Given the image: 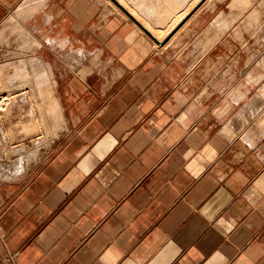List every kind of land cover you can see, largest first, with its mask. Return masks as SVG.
Returning <instances> with one entry per match:
<instances>
[{"label":"crops","instance_id":"0c3cea01","mask_svg":"<svg viewBox=\"0 0 264 264\" xmlns=\"http://www.w3.org/2000/svg\"><path fill=\"white\" fill-rule=\"evenodd\" d=\"M27 1L0 33L41 43L63 129L15 173L30 117L0 119V264H264V0Z\"/></svg>","mask_w":264,"mask_h":264},{"label":"bare ground","instance_id":"6f19581e","mask_svg":"<svg viewBox=\"0 0 264 264\" xmlns=\"http://www.w3.org/2000/svg\"><path fill=\"white\" fill-rule=\"evenodd\" d=\"M40 1L42 2V0H28L27 1L28 5L27 3H25L27 6L26 5L20 6L17 12V17L23 18V19H26L28 16L30 17L35 11L38 10L39 5L41 4ZM31 3H34V5H31ZM7 27H10L9 29H11V33L15 34L16 36L14 45H15V48L19 50V52H16L17 55L14 56V59L16 58V60H14L15 62L11 61L12 62L11 64L8 63L9 66L4 65L0 67V112L8 111V114L11 115L12 111L16 113L21 111L22 113L20 115H22L23 113L27 112L26 110L27 105H29L31 107L28 106V108H30L31 110L30 112L29 111L27 112L28 114L26 115L24 114V115L27 117H30V120L26 124H24L23 127L22 125L21 126L18 125L17 127H22V131L25 134H29V135L37 134L38 132L41 131L42 127H43V130L47 128L46 129L48 131L47 134L49 133L48 138H46L47 140L45 142L38 141L36 145V149L33 150L32 152L23 153L21 149L17 150V152L14 150L15 153L14 152L13 153L18 154L17 158L16 159L13 158L14 160L9 162L10 163L9 166H7L8 164L5 162L1 163L2 168L7 169L8 167L10 168L11 171H14L15 173H19V172H22L25 167L28 168V166H26L28 162L38 158L39 154L41 153V149H43V147H46V146L49 147V145L53 142V140L54 139L56 140L61 135V132L63 129V116L61 114L58 101L53 94L54 86H53V82L51 81L52 80L51 79V69L47 67L44 64V62L41 61V59L36 58V56L26 57L24 54L27 51L36 50L37 48L41 47V43L37 41L38 39L37 40L33 39L30 36V34L25 30V28L21 26L18 20L14 17H11L9 25H7ZM36 110L38 114L41 113L42 111L41 119L40 118L37 119V117L35 118ZM11 116H13V114ZM7 135L10 136L8 132L5 134L3 133L0 136V143L5 142L4 140L5 138H7ZM40 137L43 138V136H40Z\"/></svg>","mask_w":264,"mask_h":264},{"label":"rangeland","instance_id":"374dc122","mask_svg":"<svg viewBox=\"0 0 264 264\" xmlns=\"http://www.w3.org/2000/svg\"><path fill=\"white\" fill-rule=\"evenodd\" d=\"M15 18V17H14ZM9 25V24H8ZM7 28H10V27H7L6 26V28L5 29H7ZM5 29L4 30H2L1 31V33H0V38H4V36H5V34H4V32H5ZM14 36H15V34H13ZM16 37V36H15ZM15 40H16V38L15 39H13L12 41H6L5 42V46L6 47H8L9 49H10V46H11V48H14V51L13 52H11V54H12V56H10V57H8V58H6V59H4V60H6V61H4V60H2V61H0V67H2V66H9V64H11L12 62H15L14 60H16V58L14 59V56L15 55H17V53L16 52H19V50L18 49H16L15 48V45H14V42H15ZM7 44V45H6ZM16 44V43H15ZM14 45V46H13ZM6 47H3V49H1L0 50V54H4V53H6V52H9L10 50L9 49H6ZM6 50V51H5ZM14 53H16V54H14ZM14 54V55H13ZM8 55H10L9 53L7 54V55H3V56H0V57H4V56H8ZM10 58V59H9ZM9 61V62H8ZM12 61V62H11ZM9 63V64H8ZM4 93V92H3ZM29 107H31V106H29ZM27 110V112L29 111L30 112V108H27L26 109ZM13 112V111H12ZM11 112V115L13 114V116H11V115H9L8 114V111H1L0 112V118H1V120L3 121V125L7 122V121H9L8 119L10 118V116L11 117H16V118H18V119H20L21 117L22 118H24V116L26 115V114H28L27 112L26 113H23L22 115H20L22 112L21 111H19L18 113H12ZM24 112V111H23ZM44 112H45V110H44ZM25 114V115H24ZM41 115H42V111H41V113H39L38 114V112H37V110L35 111V118L37 117V119H41ZM9 117V118H8ZM3 118V119H2ZM8 123V122H7ZM6 123V124H7ZM20 124V123H19ZM22 124V123H21ZM8 125V124H7ZM6 125V126H7ZM5 126V127H6ZM4 127V128H5ZM42 127V126H41ZM18 128V127H17ZM19 129H20V127H19ZM47 129V128H46ZM46 129H44L43 130V127H42V129H41V131L40 132H38L37 134H35L34 136H33V142H29V143H27L28 144V147H29V149H28V151H33V150H35L36 149V145H37V142L38 141H40V142H45L47 139L46 138H48V135H49V133L47 134V130ZM3 132H4V130H3ZM41 134V135H40ZM37 135H38V137H37ZM45 135V136H44ZM40 136H43V138L42 137H40ZM37 137V138H36ZM40 137V138H39ZM60 137H61V135H60ZM60 137H58L56 140L54 139L53 140V142L50 144L51 145V147L50 148H52V146H54L55 145V143L60 139ZM22 143V142H21ZM20 142H18V143H15V142H12V144L9 146V148H12V146H15V145H18V144H21ZM25 144V142H23V145ZM25 146V145H24ZM9 148H7V150L9 149ZM10 150V149H9ZM24 151H26V149H23ZM15 158H17V157H15ZM14 158V159H15ZM14 159H11V160H14Z\"/></svg>","mask_w":264,"mask_h":264},{"label":"water","instance_id":"95a60500","mask_svg":"<svg viewBox=\"0 0 264 264\" xmlns=\"http://www.w3.org/2000/svg\"><path fill=\"white\" fill-rule=\"evenodd\" d=\"M113 2L117 3L115 0H112Z\"/></svg>","mask_w":264,"mask_h":264}]
</instances>
